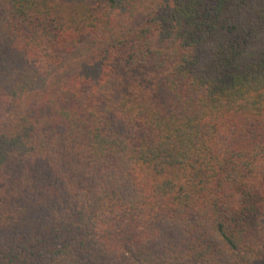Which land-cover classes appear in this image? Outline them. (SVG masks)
Masks as SVG:
<instances>
[{
  "label": "trees",
  "instance_id": "16d2710c",
  "mask_svg": "<svg viewBox=\"0 0 264 264\" xmlns=\"http://www.w3.org/2000/svg\"><path fill=\"white\" fill-rule=\"evenodd\" d=\"M0 264H264V0H0Z\"/></svg>",
  "mask_w": 264,
  "mask_h": 264
}]
</instances>
